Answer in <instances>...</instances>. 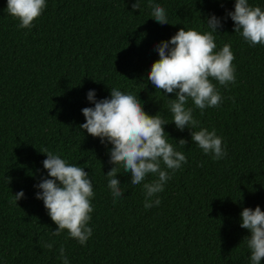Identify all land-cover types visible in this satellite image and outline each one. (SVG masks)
Masks as SVG:
<instances>
[{"label":"trees","instance_id":"obj_1","mask_svg":"<svg viewBox=\"0 0 264 264\" xmlns=\"http://www.w3.org/2000/svg\"><path fill=\"white\" fill-rule=\"evenodd\" d=\"M134 2L45 0L25 29L0 0V264H63L61 246L69 264H251L240 213L257 206L264 212V44L250 46L233 31L227 13L235 0H138L136 10ZM150 3L165 9L169 24L153 20ZM248 3L264 11V0ZM213 15L223 25L213 33L214 52L231 45L235 83L225 87L210 78L219 106L201 112L189 98L185 107L200 123L180 131L171 122L175 94L155 89L147 74L159 59L155 46L181 28L210 31L203 21ZM113 88L137 95L146 114L168 122V142L187 158L168 170L171 178L149 199V209L143 184L157 177L132 185L117 165L124 193L113 203L106 176L112 145L80 129L81 110L94 107L89 90L99 101L110 99ZM200 129H214L222 139V159L192 142L191 131ZM45 149L88 173L92 235L84 245L67 230L53 235L57 225L36 199L34 185L50 178ZM20 191L24 196L15 202Z\"/></svg>","mask_w":264,"mask_h":264},{"label":"clouds","instance_id":"obj_2","mask_svg":"<svg viewBox=\"0 0 264 264\" xmlns=\"http://www.w3.org/2000/svg\"><path fill=\"white\" fill-rule=\"evenodd\" d=\"M149 6L153 20L169 24L163 7L151 3ZM45 7V0H7L8 14L19 21L20 28L25 29L33 26V21ZM139 7L138 0H135L132 8L136 10ZM227 16L234 22L233 31L239 32L250 46L264 44V11L259 6H249L248 0H235L234 11L228 12ZM203 22L210 31L201 34L196 30L181 28L170 40L161 41L155 46L159 59L151 65L147 74L148 81L155 89L175 94V99L169 105L171 122L180 131L195 129L200 123L193 117V108L185 107L189 98L201 112L206 107L219 106L222 97L210 78L225 87L235 83L232 65L235 57L231 45L225 44L220 51L214 52L217 45L213 33H218L217 30L223 26L221 19L213 15ZM87 99L94 103V107L81 110L85 122L80 129L86 130L94 138H100L101 143L107 141L112 145L109 162L113 167L106 176L109 178L107 186L114 197L113 203L124 193L116 178L119 165L124 173H130L132 185L141 184L148 175L157 177L143 184L146 197L144 207H153L149 199L164 190V184L171 178L168 170L175 172L187 163L184 153L175 150L168 142V134L163 128L168 122L157 114H146L137 95L124 94L116 88L110 90V99L96 101L94 90H89ZM191 140L205 155L211 154L214 160L226 155L222 139L214 129L191 131ZM186 143V140L180 139L177 144L184 147ZM40 152L46 154L43 168L50 178L42 179L34 187L40 190L36 193V199L43 201L48 215L57 225L53 235L58 236L67 230L70 238L84 245L92 235L88 222L93 211L90 198L94 193L88 173L79 166L67 164L59 155L47 149ZM162 164L165 166L163 169ZM23 196V191L16 193L15 202ZM159 204L160 200L156 199L155 206ZM240 216V227L250 233L245 238L251 252V264H260L264 258V212L259 206L255 209L244 208ZM44 246L48 249L53 247L51 243ZM59 251L63 264H69L63 246Z\"/></svg>","mask_w":264,"mask_h":264}]
</instances>
